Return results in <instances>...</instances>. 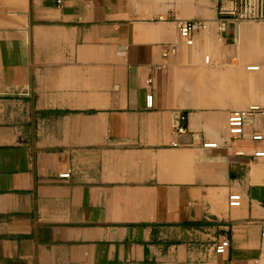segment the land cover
Here are the masks:
<instances>
[{
	"label": "crops",
	"instance_id": "1",
	"mask_svg": "<svg viewBox=\"0 0 264 264\" xmlns=\"http://www.w3.org/2000/svg\"><path fill=\"white\" fill-rule=\"evenodd\" d=\"M26 1L24 27L0 9V264H264V119L226 128L230 110L264 108V16L221 15L232 0ZM168 15L203 23L191 46ZM214 78L242 83L236 99L197 100Z\"/></svg>",
	"mask_w": 264,
	"mask_h": 264
},
{
	"label": "built area",
	"instance_id": "2",
	"mask_svg": "<svg viewBox=\"0 0 264 264\" xmlns=\"http://www.w3.org/2000/svg\"><path fill=\"white\" fill-rule=\"evenodd\" d=\"M220 14L227 16L234 21L241 20H257L261 19L264 16V0H232V5L228 8L220 10ZM158 20H168L171 19L178 31L180 39L188 46H191L194 41V32L198 30L199 27L203 26V23L200 21H186L173 17L172 15L168 16H159ZM223 27V24L220 28ZM171 52L175 51L174 48L168 49ZM169 51V52H170ZM167 51L164 52V55ZM248 70H262L263 67L259 64L249 65ZM150 82V79L148 80ZM146 101L148 105L152 104V95H146ZM260 114L264 119V108L258 104H253L248 106L245 109H232L228 112L226 118V128L229 138L234 139L243 135L244 127L246 120L253 115ZM186 122L187 115L180 114L178 119L173 123V132L176 135H183L186 133ZM263 135L261 133H254L251 135L253 140L262 139ZM177 142H173L172 146H177ZM216 142L209 141L203 143L204 147H215ZM254 157H264V151H255L253 154ZM69 173H63L61 177H68ZM227 202L230 207H238L241 203V195L239 193H230L227 197ZM260 236L264 238V222L260 227ZM229 246L228 239H222L216 246L215 251L217 253H223Z\"/></svg>",
	"mask_w": 264,
	"mask_h": 264
},
{
	"label": "rangeland",
	"instance_id": "3",
	"mask_svg": "<svg viewBox=\"0 0 264 264\" xmlns=\"http://www.w3.org/2000/svg\"><path fill=\"white\" fill-rule=\"evenodd\" d=\"M26 4H27L26 0H3L0 9L1 8L3 9V15L5 19H7L8 17L11 19L13 18L14 24L16 26L24 27L26 25V13H25V10H23V8L26 7ZM13 7L14 8L16 7V8L14 9ZM205 56H207L211 60V63L212 62L214 63V61H212L213 60L212 58L214 57L213 54L210 55L209 53H205L203 57ZM206 67L208 68L211 67V69L214 70L216 67H219V66H214L213 64H210V65L207 64ZM221 84H222L221 87L223 90L222 89L217 90L216 94L219 95V97L217 98L215 97V99H219L223 91L227 92V96L229 95L228 99H236V96L239 95L238 92H239V89H241L242 83L240 82L237 83L235 81H232V82L223 81L221 82Z\"/></svg>",
	"mask_w": 264,
	"mask_h": 264
},
{
	"label": "bare ground",
	"instance_id": "4",
	"mask_svg": "<svg viewBox=\"0 0 264 264\" xmlns=\"http://www.w3.org/2000/svg\"><path fill=\"white\" fill-rule=\"evenodd\" d=\"M206 85L207 86H205L203 88L201 87V89H197L196 90L197 94L200 96V97H198L199 99H197V100L201 101L203 104L204 103L214 104V102H217L215 97L216 98L219 97V95H216V93L214 91L218 90V89L221 90L222 89V87H221L222 84H221L220 81H216L215 78H214L211 81H206ZM214 95H216V96H214Z\"/></svg>",
	"mask_w": 264,
	"mask_h": 264
}]
</instances>
